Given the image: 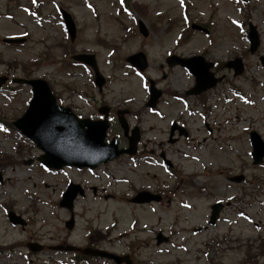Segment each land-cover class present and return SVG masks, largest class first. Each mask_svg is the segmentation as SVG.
<instances>
[{"label": "rangeland", "instance_id": "obj_1", "mask_svg": "<svg viewBox=\"0 0 264 264\" xmlns=\"http://www.w3.org/2000/svg\"><path fill=\"white\" fill-rule=\"evenodd\" d=\"M127 3L123 10L119 0H0V76L42 78L58 103L84 117H97L102 104L113 115L127 109L128 122L141 129L133 157L122 154L95 171L46 169L37 161L41 151L17 136L12 125L28 105L30 87L8 81L10 88L0 91V264H72L73 253L53 246L87 243L117 256L129 254L132 264H264V159L252 163L249 141L251 130L264 141V64L259 60L264 0ZM59 6L76 23L73 41L61 24L51 22ZM134 19H141L150 34L141 36ZM250 24L259 36L253 53ZM20 33H27L22 44L2 41ZM137 51L147 58L143 73L125 61ZM80 52L96 56L106 78L100 93L91 70L71 59ZM170 53L202 55L223 80L200 95H186L194 76L180 66L168 68ZM236 57L244 71L234 76L224 65ZM146 76L163 91L153 109L145 105ZM174 95L185 97L190 112ZM115 120L109 136H119L125 146ZM171 120H179L188 136L169 142ZM161 152L173 174L155 165ZM240 175L241 181L231 179ZM69 182L86 189L74 201L71 229L65 226L69 211L59 206ZM143 191L159 194L160 201H130ZM216 201L219 216L209 224ZM9 212L25 225L12 224ZM158 232L168 237L159 245ZM28 243L39 247L32 250ZM81 262L76 264H115L99 258Z\"/></svg>", "mask_w": 264, "mask_h": 264}, {"label": "water", "instance_id": "obj_2", "mask_svg": "<svg viewBox=\"0 0 264 264\" xmlns=\"http://www.w3.org/2000/svg\"><path fill=\"white\" fill-rule=\"evenodd\" d=\"M250 39V50L253 51L258 44V37L253 27H251ZM131 61L139 65L140 68L146 65L143 56L140 54L139 56H133ZM199 61L202 62L200 65L193 62H190V64L182 62L196 75L195 92L214 85L216 81L207 72L210 63H205L201 58ZM262 61L264 62V59ZM229 65L234 67L236 73H240L242 70L239 59L232 61ZM31 83L35 84L36 82ZM98 83L100 85L101 80ZM41 96H45V98H35ZM153 104L154 101L150 103V105ZM15 124L44 151V154L38 159L48 166L87 165L94 167L99 162L107 161L123 152V150H116L113 145H109V147L103 143L104 127L100 124H98V127L101 126V129L98 132L93 127L86 131L83 130L84 125L93 126L94 123L76 119L68 108L56 105L54 97L46 89L37 88L36 91L34 90V98H32L30 106L23 117L18 119ZM250 139L253 147L254 163H259L264 156V142L256 132L250 133ZM135 140L132 141L131 149L126 150L127 152H133ZM136 199L137 201H149L150 199H157V197L147 196L146 198L138 197ZM217 209V205L213 207L212 221ZM161 240L162 238H158V242ZM96 253L100 255L106 254L100 251L93 252V254ZM120 259L118 258V262Z\"/></svg>", "mask_w": 264, "mask_h": 264}, {"label": "flooded vegetation", "instance_id": "obj_3", "mask_svg": "<svg viewBox=\"0 0 264 264\" xmlns=\"http://www.w3.org/2000/svg\"><path fill=\"white\" fill-rule=\"evenodd\" d=\"M170 142H172V141H170ZM163 156H164V154L162 153V154H161V157H163Z\"/></svg>", "mask_w": 264, "mask_h": 264}, {"label": "snow or ice", "instance_id": "obj_4", "mask_svg": "<svg viewBox=\"0 0 264 264\" xmlns=\"http://www.w3.org/2000/svg\"><path fill=\"white\" fill-rule=\"evenodd\" d=\"M234 23H235V21H234Z\"/></svg>", "mask_w": 264, "mask_h": 264}]
</instances>
